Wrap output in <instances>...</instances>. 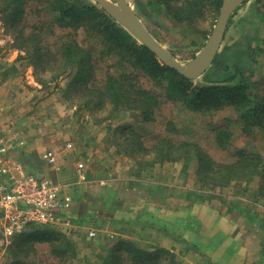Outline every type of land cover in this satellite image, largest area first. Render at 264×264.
<instances>
[{
  "label": "rangeland",
  "instance_id": "rangeland-1",
  "mask_svg": "<svg viewBox=\"0 0 264 264\" xmlns=\"http://www.w3.org/2000/svg\"><path fill=\"white\" fill-rule=\"evenodd\" d=\"M109 1L117 6L115 0ZM128 2L153 36L184 64L199 53L217 18L205 8L201 16L177 23L155 0ZM23 9L15 25L0 13V139L12 145V162L21 164L26 174L59 184L71 196L72 206L62 214L58 227L30 226L23 232L48 230L47 237L0 236V264L10 263L15 255L27 264H102L113 250L128 249L125 242L118 243L121 239L151 252L159 264H227L236 258L240 264L243 234L232 226L243 229V214L249 215L248 229L254 230L250 236L256 235V248L261 251L255 258L263 264L264 182L256 176L245 181L239 175L230 182L217 180L221 185L207 178L202 181L196 171L195 145L217 165L234 163L233 152L239 148L264 159V127H245L229 100L216 109L198 111L160 95V107L146 121L132 109L116 110L100 93L108 75L128 69L142 87L159 94L162 87L109 51L115 42H106L104 29H88L87 24L76 30L58 26L52 23L56 13L42 0H28ZM19 29L24 35L38 36L49 57L45 66H34L26 58L15 38ZM71 36L95 59L94 78L87 89L68 84L69 75L55 77L61 61L59 46ZM247 43L252 52H245L242 59V76L244 67L249 70L245 76L257 81L253 93L260 98L264 96V0H247L232 10L219 50L228 45L235 54ZM133 132L140 135L144 149L127 141ZM164 138L192 143L188 156L161 161L154 147ZM44 150L55 152V163L43 160ZM79 163L84 179L78 175ZM142 195L162 196L163 205L135 199ZM215 212L220 214L217 220L210 217ZM174 213L178 228L171 217ZM90 230L95 234L89 235ZM237 236L239 246L228 249Z\"/></svg>",
  "mask_w": 264,
  "mask_h": 264
},
{
  "label": "trees",
  "instance_id": "trees-1",
  "mask_svg": "<svg viewBox=\"0 0 264 264\" xmlns=\"http://www.w3.org/2000/svg\"><path fill=\"white\" fill-rule=\"evenodd\" d=\"M27 1L2 0L0 13L5 15L9 25L18 23L24 13L23 5L27 4ZM42 1L46 2L49 8L56 13L52 23L58 26L76 30L79 26L87 24L88 29H93V27H97L100 31L104 29L106 42L113 40L115 42L113 50L109 51L119 55L121 60L130 62L133 69H140L145 72L154 79L157 85L162 87V94L142 87L138 83L137 75L127 71L128 69L118 76L108 75L100 93L101 96L112 102L114 109H132L138 112L142 120L146 121L150 120L155 110L160 107L161 96H164L167 101L180 102L184 107L198 111L216 109L222 105L224 100H229L245 127L248 129L264 127V96L257 98V95H254L253 90L256 88L254 84H257V81H252L248 74L245 76V71L249 72V70H245L244 67L242 76V59L245 52L247 55L252 52L250 43H247L248 46L243 47L242 51L236 50L237 53L235 54H231L230 46H223L217 52L211 66L201 76L202 82H198L197 78L184 77L163 64L153 52L143 44L138 43L123 27L91 0ZM155 1V5L161 6L167 16L177 23L185 22V20L189 22L195 17L201 16L202 10L204 12L205 8L212 11L217 17L222 3V0ZM15 38L19 40V48L26 52V58L30 60L32 65L45 66L49 57L39 46L37 35H24L22 29H19ZM59 54L61 61L55 77L62 74L69 75L71 78L68 84L73 86L81 84L87 89L90 84L89 81L94 78L95 59L92 52L79 45L76 39L71 36L61 43ZM138 135L137 132H133V137H128L127 141L133 146L144 149L138 140ZM190 144L192 143L188 141H180V144H176L164 138L157 142V146L154 147L155 155L161 161L186 158ZM175 146H177L176 150L172 151ZM195 147V159L198 165L196 171L199 172L198 176L202 181L207 178L211 183L221 185L216 183L217 180L225 179L230 182L239 175L238 177L245 181L256 176L262 183L264 182V159L258 153H250L239 148L233 152L236 158L234 163L217 165L200 146L195 145ZM49 234L50 231L48 230L41 233L32 231L27 234L21 233L13 238L30 239L34 236V238L41 239ZM123 242L129 245L128 249L126 248L127 250L121 252H114L113 250L107 260H102V264H159L158 258L143 247H138L129 239L118 241L119 244ZM10 247L12 248V245ZM162 251L168 253L166 250ZM57 252L61 253L62 250L57 249ZM171 263L175 262L171 260ZM8 264H27V262L15 255L14 260Z\"/></svg>",
  "mask_w": 264,
  "mask_h": 264
},
{
  "label": "built area",
  "instance_id": "built-area-1",
  "mask_svg": "<svg viewBox=\"0 0 264 264\" xmlns=\"http://www.w3.org/2000/svg\"><path fill=\"white\" fill-rule=\"evenodd\" d=\"M11 148L0 139V236L13 238L30 226L58 227L62 214L71 206V196L49 178L26 174L21 164L11 161ZM42 158L48 164L56 162L52 150H44ZM82 167L79 163L77 171L84 179ZM94 234V230L89 231V235Z\"/></svg>",
  "mask_w": 264,
  "mask_h": 264
},
{
  "label": "water",
  "instance_id": "water-1",
  "mask_svg": "<svg viewBox=\"0 0 264 264\" xmlns=\"http://www.w3.org/2000/svg\"><path fill=\"white\" fill-rule=\"evenodd\" d=\"M140 44L146 46L166 66L184 77L196 79L211 66L219 51L230 13L247 0H222L215 24L196 57L184 64L177 60L149 31L128 0H93Z\"/></svg>",
  "mask_w": 264,
  "mask_h": 264
},
{
  "label": "crops",
  "instance_id": "crops-1",
  "mask_svg": "<svg viewBox=\"0 0 264 264\" xmlns=\"http://www.w3.org/2000/svg\"><path fill=\"white\" fill-rule=\"evenodd\" d=\"M227 27V25H226ZM146 196V197H145ZM142 195V196H138L135 199H138L139 201H148L151 205L153 202H159L161 205H163V201H161L160 198H164L162 196L159 195H155L154 197L152 196H148L147 195ZM158 199V200H156ZM72 206V204H71ZM72 208V207H71ZM159 214H156L157 217H161V213L158 212ZM246 213V212H243ZM220 214H218V212H215L213 215H211V219L213 220H217L216 218L219 216ZM178 214L174 213L171 214V217H174V227L178 228V224L179 221L178 219L176 220ZM223 218V217H222ZM172 219V218H171ZM225 219V218H224ZM232 220V217L230 218ZM249 215L248 214H243V229L239 228L237 225L232 226L233 230L235 231L237 229V231H241L243 236L240 239V241H242L243 243V261H240V264H261L263 260H260L259 258H255L256 256L254 254L257 253V256H259L260 252L259 250H257L256 246L258 245V241L256 240V235H252L250 236V232H254V230L248 229L249 224ZM245 229V230H244ZM234 240V239H233ZM238 236L235 238V240L233 241V243H231L227 248L228 249H234L235 247L239 246L240 242ZM232 258H236V256H233ZM215 261V260H214ZM213 262V261H212ZM214 264H222L220 262H213ZM227 264H238V260L236 258V261L234 260H230ZM264 264V262H263Z\"/></svg>",
  "mask_w": 264,
  "mask_h": 264
}]
</instances>
